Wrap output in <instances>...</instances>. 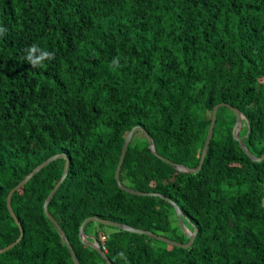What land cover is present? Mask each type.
<instances>
[{
	"label": "trees",
	"instance_id": "obj_1",
	"mask_svg": "<svg viewBox=\"0 0 264 264\" xmlns=\"http://www.w3.org/2000/svg\"><path fill=\"white\" fill-rule=\"evenodd\" d=\"M0 25L8 28L0 39V249L19 236L9 191L56 154L68 158V173L48 211L80 264H105L79 239L88 217L188 242L169 202L117 186L134 126L160 156L195 168L211 111L227 103L244 115L247 148L264 154V0H0ZM34 43L55 58L30 67L24 49ZM234 123L220 107L195 173L173 169L134 134L121 183L172 200L196 237L182 249L88 223L85 234L111 264H124L121 251L129 264H264V159L245 155ZM64 162H51L13 194L23 236L0 253V264H74L43 208Z\"/></svg>",
	"mask_w": 264,
	"mask_h": 264
},
{
	"label": "water",
	"instance_id": "obj_2",
	"mask_svg": "<svg viewBox=\"0 0 264 264\" xmlns=\"http://www.w3.org/2000/svg\"><path fill=\"white\" fill-rule=\"evenodd\" d=\"M220 107L227 108L229 111H231L234 114L235 123H234L233 128H232V137L235 141H237L240 149L245 153V155L253 162H260L264 159V154H262L261 156H255L254 154H252V152H250V150L247 148L246 144L243 142V139L239 136L240 129L242 126V120H244V115L241 113L240 110L232 107L231 105H229L227 103H219V104L215 105L211 111L210 123H209V127L207 129V134H206V138L204 141L203 149L201 151L200 160L198 162V165L195 168H189V167L184 166V165L176 164V163L171 162L170 160L160 156L157 153L154 142H153L152 138L149 136V134L141 126H134L128 132V134L126 135V137L124 139V143H123V146L121 148L120 155H119V160H118V163H117V166L115 169L114 178H115V181L117 183V186L119 187V189H121V190H123V191H125L131 195H135V196H147V195L157 196V197H160V198L166 200L167 202H169L175 210L177 220H178V224L180 226L181 231L183 233H185V235L188 237V242L182 244V243L170 240L166 237L158 236V235L153 234V233L146 231V230H138L135 228H131V227H129L125 224H122V223H116V222H112V221H108V220H102V219H99L96 217H88L87 219H85L82 222V224L79 228V239L83 245H85V246L89 247L90 249L96 251L100 255V257L103 259L105 264H111V262L109 261L104 249L97 242V240L95 238H91V241H90L88 239V236L85 234V226L90 222L100 223V224H103L106 226H110V227L119 229L121 231H127V232L134 233V234L145 235V236H148L154 240L161 241L165 244L175 246L178 248H182V249H188L192 245V243L194 242L195 237H196V230L194 229L193 232H191L186 228V226L183 222L184 214L181 212L180 208L172 200L164 197L163 195H160L157 193H144V192L132 190V189L124 186L120 181V170H121L123 160H124L127 148L129 146V143L131 142L134 134L136 132H139L145 138L147 145H148V149L158 159H160L161 161H163L167 165L171 166L173 169L177 170L178 172H181V173H195V172H197L201 168L203 161L205 159V156L207 154V151H208L211 139H212L213 131H214V126L216 123L217 112H218V109ZM59 158L65 159L64 169H63V172H62V175H61L59 181L56 183V185L53 187V189L49 192L48 196L46 197L44 204H43V208H44V213H45L46 217L49 219L53 228L56 230V232L61 237L62 241L65 243V245L68 249V252L71 256L72 261L74 262V264H80L79 260L77 259L76 254H75L72 246L70 245L67 237L65 236L64 232L62 231V229L60 228L58 223L55 221V219L50 215V213L48 211L49 202L51 201L52 197L54 196V194L56 193V191L58 190L59 186L62 184V182L64 181V179L68 173L69 161H68V158L66 157L65 154H56L54 156H51L50 158H48L47 160H45L44 162L39 164L36 168H34L27 176H25L16 186H14L9 191L7 198H6V206H7V210L9 212L10 216L13 218L15 224L19 228V236L16 239V241H14L10 245L0 249V253H3L5 251L11 249L13 246L18 244L20 242L22 236H23L22 226L19 223L18 219L16 218L14 211L12 209V206H11V198H12L13 194L15 192H17L21 187H23L41 169H43L45 166H47L48 164H50L51 162H53Z\"/></svg>",
	"mask_w": 264,
	"mask_h": 264
},
{
	"label": "clouds",
	"instance_id": "obj_3",
	"mask_svg": "<svg viewBox=\"0 0 264 264\" xmlns=\"http://www.w3.org/2000/svg\"><path fill=\"white\" fill-rule=\"evenodd\" d=\"M8 34V28L0 25V39H3ZM23 59L32 68H38L44 65L45 61H51L55 58V53L49 52L40 48L35 43L24 49ZM113 68L119 67V59L113 58L110 62ZM117 257L124 261V264H129L127 255L124 251L117 253Z\"/></svg>",
	"mask_w": 264,
	"mask_h": 264
},
{
	"label": "built area",
	"instance_id": "obj_4",
	"mask_svg": "<svg viewBox=\"0 0 264 264\" xmlns=\"http://www.w3.org/2000/svg\"><path fill=\"white\" fill-rule=\"evenodd\" d=\"M101 240L103 241L104 240V237H101Z\"/></svg>",
	"mask_w": 264,
	"mask_h": 264
},
{
	"label": "rangeland",
	"instance_id": "obj_5",
	"mask_svg": "<svg viewBox=\"0 0 264 264\" xmlns=\"http://www.w3.org/2000/svg\"><path fill=\"white\" fill-rule=\"evenodd\" d=\"M139 136V135H138Z\"/></svg>",
	"mask_w": 264,
	"mask_h": 264
}]
</instances>
